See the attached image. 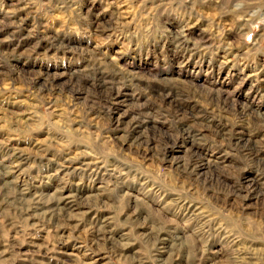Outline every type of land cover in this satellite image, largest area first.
Listing matches in <instances>:
<instances>
[{"label":"rangeland","instance_id":"obj_1","mask_svg":"<svg viewBox=\"0 0 264 264\" xmlns=\"http://www.w3.org/2000/svg\"><path fill=\"white\" fill-rule=\"evenodd\" d=\"M0 264H264V0H0Z\"/></svg>","mask_w":264,"mask_h":264}]
</instances>
